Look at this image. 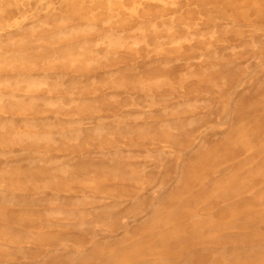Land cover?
<instances>
[{
  "label": "rangeland",
  "instance_id": "obj_1",
  "mask_svg": "<svg viewBox=\"0 0 264 264\" xmlns=\"http://www.w3.org/2000/svg\"><path fill=\"white\" fill-rule=\"evenodd\" d=\"M0 264H264V0H0Z\"/></svg>",
  "mask_w": 264,
  "mask_h": 264
},
{
  "label": "bare ground",
  "instance_id": "obj_2",
  "mask_svg": "<svg viewBox=\"0 0 264 264\" xmlns=\"http://www.w3.org/2000/svg\"><path fill=\"white\" fill-rule=\"evenodd\" d=\"M47 141V140H46ZM24 166V165H23Z\"/></svg>",
  "mask_w": 264,
  "mask_h": 264
}]
</instances>
